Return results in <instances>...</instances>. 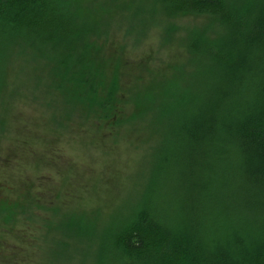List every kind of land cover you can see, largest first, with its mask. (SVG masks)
Here are the masks:
<instances>
[{"label": "trees", "instance_id": "1", "mask_svg": "<svg viewBox=\"0 0 264 264\" xmlns=\"http://www.w3.org/2000/svg\"><path fill=\"white\" fill-rule=\"evenodd\" d=\"M153 4L166 18H212L221 39L187 36L191 85L167 83L138 103L160 129L154 169L167 180L100 232L95 264H264V0ZM79 9L77 0H0V56L10 44L44 58L67 104L109 121L119 67L107 73L105 32Z\"/></svg>", "mask_w": 264, "mask_h": 264}, {"label": "rangeland", "instance_id": "2", "mask_svg": "<svg viewBox=\"0 0 264 264\" xmlns=\"http://www.w3.org/2000/svg\"><path fill=\"white\" fill-rule=\"evenodd\" d=\"M77 2L82 16L105 32L101 39L114 54L107 68L119 67L116 116L101 121L67 104L50 83L44 58L6 46L0 56V264H95L100 232L126 219L152 183L167 180L154 169L161 161L160 129L139 105L146 107V93L167 83L191 85L196 64L187 36L221 39L212 18H166L153 0Z\"/></svg>", "mask_w": 264, "mask_h": 264}]
</instances>
